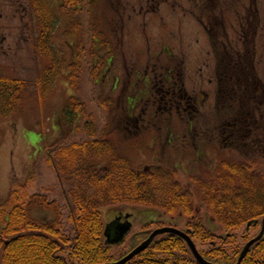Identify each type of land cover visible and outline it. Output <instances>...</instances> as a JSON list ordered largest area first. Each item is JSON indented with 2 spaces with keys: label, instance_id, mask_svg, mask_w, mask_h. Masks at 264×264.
<instances>
[{
  "label": "trees",
  "instance_id": "obj_1",
  "mask_svg": "<svg viewBox=\"0 0 264 264\" xmlns=\"http://www.w3.org/2000/svg\"><path fill=\"white\" fill-rule=\"evenodd\" d=\"M231 1L224 8L234 11L233 18L243 28L244 21L239 17V11H235L242 0ZM29 2L34 18L28 31L29 44L33 53L45 63L34 81L38 100H47L59 78H64L72 90L58 117L63 135L55 143L46 145L43 155L44 164L53 169L63 188V205L59 207L60 203L48 201L43 196L12 190L0 207V264L115 263L145 241L150 233L143 229L130 237L122 252L111 254L114 246L105 243L102 210H122L125 209L123 207L160 211L172 219L174 216L184 217L186 223L182 231L190 237L204 260L212 264H236L245 244L258 235L264 217V176L256 174L251 162L258 157L264 159V84L253 69L252 47L244 43L247 38L240 37L238 28L235 31L238 36H234V40L228 37L227 22H223L227 13L217 12L215 0L189 1L193 10L199 9L200 13L207 16L208 22L203 25L211 34L212 48L216 52V101L218 111H221L217 112L221 114L212 130L218 132L219 135H215L220 145L227 143L224 140L227 136L230 140L237 138L239 143H243L241 152L251 149L248 154H243L247 157L243 161L220 162L216 168L191 178L193 188L190 189L189 185L183 187L175 169L163 166L135 169L112 140L117 136L121 145L126 142L130 132L138 135L143 128L159 131L164 122L157 125L146 121L142 126L137 125V119H128L137 108L132 102L126 100L123 111L119 112L114 108L113 101L100 100L99 97L98 102H102L106 112L105 123L99 129L94 126L93 117L87 113L84 103L73 92L77 90V81L73 77L78 66L68 62L65 53L55 44L54 36L59 26L56 11L63 15L71 31L78 37L80 27L75 19L82 1ZM85 4L93 38L100 42L99 47L112 49L111 34H104L99 27L100 20L92 10L95 0H87ZM192 15L196 14L192 12ZM110 20L105 22L111 23ZM77 40L79 44L80 38ZM106 53L109 58L104 65L99 53L92 52L95 66L102 64L101 68L103 65L108 68L114 54L110 51ZM151 69L154 79L159 82L163 79L162 74L169 70L157 64H153ZM96 70L97 67H94L93 78L97 82L99 75ZM146 81L142 96H148L150 86L154 88L153 80L151 84ZM27 90L28 83L25 80L0 74V120H9L21 112ZM229 101L232 102L231 110L236 109L239 113L237 124L234 123V117L231 122L227 119V113L223 112ZM199 120L198 114L188 115L187 129L197 130ZM119 131L125 133L124 136ZM75 133V136H81L79 141L73 139ZM134 146L139 148L137 142ZM201 207L210 213V221L223 229V236L214 234L206 227ZM60 208L65 211L68 229L60 225ZM36 210L55 216L51 220L41 221L32 216ZM240 230H243L241 234ZM125 264L197 262L181 238L163 234L155 237L146 250ZM240 264H264V233L249 248Z\"/></svg>",
  "mask_w": 264,
  "mask_h": 264
},
{
  "label": "rangeland",
  "instance_id": "obj_2",
  "mask_svg": "<svg viewBox=\"0 0 264 264\" xmlns=\"http://www.w3.org/2000/svg\"><path fill=\"white\" fill-rule=\"evenodd\" d=\"M80 1L82 2L75 19L80 27L79 36L71 31L65 18L57 10L59 26L54 41L65 53L68 62L76 63L78 66L73 77L75 82L77 81V90L73 92L84 103L87 113L92 115L94 126L100 129L106 120L105 108L101 101L98 102L99 97L100 100L110 99L116 111L122 112L126 99L134 98L136 95L137 98L142 96L141 92L147 86V81L144 82L143 77L147 74L149 84L153 80V85L157 84V87H160L159 80L154 79V73L150 71L153 64L163 65V69L170 68L179 73L181 71L183 92L188 96L196 98L199 91L207 95L203 100L204 104L199 103L201 113L198 114L200 120L196 124L197 130L187 129V115H176L174 110L155 114L159 109L158 104L144 100L135 105L137 108L132 114L137 119L135 120L137 125L142 126L146 121L157 125L164 122L162 127L166 128L159 131L143 128L138 135L130 132L126 142L121 145L117 136L112 138L135 169H148L152 166L175 169L183 187L189 185L192 189L193 183L190 179L216 168L218 163L240 162L247 159L243 154H248L251 149H244L245 153L241 152L240 147L243 143H239V139H227L226 145H220L216 136L218 132L212 130L213 124H217L218 116L221 114L218 112L221 111H218L215 99L216 83H209L205 76L214 79L217 59L212 52L211 34L203 25L208 22V18L200 13L199 9H192L189 3L191 0H95V8L92 10L100 20L99 27L104 34L106 36L111 34L112 49L99 47L100 42L94 39L90 29L85 4L87 0ZM215 2L214 8L217 12L227 13V17H223V22H227L228 37L234 40V36H238L235 34L238 28L239 35L247 38L244 39V43L251 45L252 56L256 53V75L264 84V0H242L235 9L236 13L239 11V17L244 21L243 28L233 18L234 11H226L224 8L225 4L232 3L231 0ZM191 11L196 15L193 16ZM109 19L111 23L105 22ZM18 30L21 31V27H16L15 24L0 23V74L28 83L21 112L9 120H0V207L12 190L43 196L48 201L60 203L59 207H62L63 188L53 169L44 164L43 155L46 145L55 143L63 135L58 117L62 106L72 95V90L64 78H59L47 100L39 102L34 81L45 63L33 53L29 43L22 44V40L18 39ZM10 31L11 36L8 34ZM240 49L242 50L241 47ZM107 51L113 52L114 56L108 68H104L109 58ZM92 52L99 53V58L104 63L103 68L100 62L99 65H94ZM94 67H97L96 72L99 75L97 82L93 78ZM203 76L204 84L201 82ZM103 79H106L105 82ZM115 79L118 81L116 88L113 87ZM150 96L148 94L142 98L148 99ZM231 109L232 102L229 101L223 112L227 113V119L231 122L234 117V123L237 124L239 113L236 109ZM138 113H141V116ZM119 132L124 136L125 133ZM75 135L76 133L73 139L79 141L81 136ZM135 142L139 148L134 146ZM251 162L256 174L264 176V159L258 157ZM196 198L199 199V196ZM123 208L125 209L102 210L104 222L109 221L116 211L131 215L135 212L131 232L123 243L111 249V254L114 255L122 252L130 237L143 229L153 231L162 225L182 230L186 223L184 217L174 216L172 219L160 211L140 207ZM59 211L60 225L68 229L65 211L61 208ZM201 213L203 221L207 222L206 227L214 234L223 236V229L210 221L208 210L201 207ZM32 216L47 221L53 219L55 214L36 210L32 212ZM1 224L0 220V227ZM242 231L240 230L239 234Z\"/></svg>",
  "mask_w": 264,
  "mask_h": 264
},
{
  "label": "flooded vegetation",
  "instance_id": "obj_3",
  "mask_svg": "<svg viewBox=\"0 0 264 264\" xmlns=\"http://www.w3.org/2000/svg\"><path fill=\"white\" fill-rule=\"evenodd\" d=\"M33 11L31 9V5L29 0H0V23H8V24H15L16 27H21V31H19L18 39L22 40L25 43H29L30 41V34H29V28L30 24L33 21ZM7 32V31H5ZM11 31L8 32V34L11 36ZM241 37V35H240ZM13 38V37H12ZM212 52L214 55L216 52L212 48ZM216 56V55H215ZM256 53L254 55H251L252 58V65L253 69L256 70ZM204 66H206L204 64ZM209 66V65H207ZM167 69V68H165ZM201 70V75H202ZM169 72V73H168ZM205 72V71H204ZM168 73V74H167ZM209 74V73H208ZM148 76V74H147ZM147 76L143 77L144 82L147 80ZM163 79L160 80V87H157V84H154V88L152 86L149 87V92L148 94L151 95L150 98H145L143 99L142 97H136L134 98H128L126 99L128 102H132L134 106L138 104L139 102H151V104H158L159 109L158 111L155 112V114H163L167 113V110L170 112L174 110V113L176 115H191V114H199L200 112V106L199 103L202 102L203 100L206 99L207 95L203 91H199L197 93L196 98H192L186 94V92H183V84H182V74L181 71H174L169 68V70H166L164 74H162ZM202 77V76H201ZM206 80L211 83L215 82L216 79L214 77L211 78V76L207 77L205 76ZM204 76L201 80L204 84ZM213 79V80H212ZM149 80V79H148ZM179 82L181 85H179ZM118 81L115 79L113 81V87L116 88ZM202 84V86H203ZM142 98V99H141ZM216 99V95H215ZM126 101V103H127ZM134 101V102H133ZM132 104V105H133ZM145 106V105H144ZM143 110V109H142ZM139 116H141V113H138ZM128 119H136L134 114H130L128 116ZM217 135H219L217 133ZM234 135H232L233 137ZM231 137V135H230ZM229 139L227 136L224 138V140ZM226 145V144H225ZM129 215L128 213H121L120 211H116V214L109 220H105V225L111 223V222H117V220H120L119 223L123 224L125 221H129L132 225V219H133V214L130 215L128 219H125V216ZM118 224V222H117ZM158 228V227H157ZM156 228V229H157ZM260 228V226H259ZM155 230V229H154ZM148 232L149 230L146 229L145 232ZM151 232V231H149Z\"/></svg>",
  "mask_w": 264,
  "mask_h": 264
},
{
  "label": "water",
  "instance_id": "obj_4",
  "mask_svg": "<svg viewBox=\"0 0 264 264\" xmlns=\"http://www.w3.org/2000/svg\"><path fill=\"white\" fill-rule=\"evenodd\" d=\"M129 217H130L129 215H126L125 219H128ZM119 221L120 220H117L118 224L117 222H111L105 225L103 236L106 240L105 243L107 245H110V246L120 245L121 243H123L126 236L131 231L132 225L129 221H125L123 224H120ZM263 233H264V217L261 220V227H260V231L258 235L245 244V246L243 247L242 251L239 254L236 264H240L242 262L249 248L262 237ZM163 234H171V235H175L181 238L187 245L191 255L193 256L197 264H212L203 259V257L197 251L195 244L192 242V240L186 233L178 229L172 228V227H162V228H158L152 231L145 241H143L140 245L135 247L132 251H130L127 255H125L122 259L112 264H125L129 262L130 260L135 258L137 255H139L141 252L146 250L155 237L159 235H163Z\"/></svg>",
  "mask_w": 264,
  "mask_h": 264
}]
</instances>
